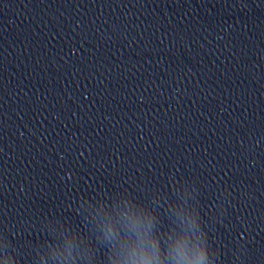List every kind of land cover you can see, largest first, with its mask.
Here are the masks:
<instances>
[{
    "label": "clouds",
    "instance_id": "obj_1",
    "mask_svg": "<svg viewBox=\"0 0 264 264\" xmlns=\"http://www.w3.org/2000/svg\"><path fill=\"white\" fill-rule=\"evenodd\" d=\"M127 224L131 228L141 229L145 227L144 221L139 214H133L127 217ZM150 227V222L148 224ZM111 231V228H109ZM175 252V258L177 264H205L207 259V252L204 248H199L192 252L191 257H189L188 252L183 244H177V247L173 250ZM142 262V264H161L156 258L155 246L151 249L148 246H143L141 253H131L130 258L123 262V264H137V262Z\"/></svg>",
    "mask_w": 264,
    "mask_h": 264
}]
</instances>
